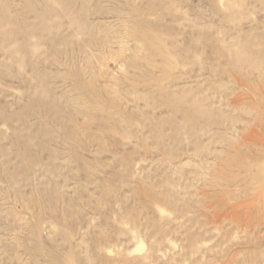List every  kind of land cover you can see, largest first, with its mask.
<instances>
[{
    "label": "rangeland",
    "instance_id": "rangeland-1",
    "mask_svg": "<svg viewBox=\"0 0 264 264\" xmlns=\"http://www.w3.org/2000/svg\"><path fill=\"white\" fill-rule=\"evenodd\" d=\"M230 263L264 264V0H0V264Z\"/></svg>",
    "mask_w": 264,
    "mask_h": 264
},
{
    "label": "bare ground",
    "instance_id": "bare-ground-1",
    "mask_svg": "<svg viewBox=\"0 0 264 264\" xmlns=\"http://www.w3.org/2000/svg\"><path fill=\"white\" fill-rule=\"evenodd\" d=\"M54 8V7H53ZM94 16V15H93ZM88 22V21H87ZM99 29V28H98ZM205 57V56H204ZM192 58V57H191ZM186 59V58H185ZM188 75V74H187ZM184 80V79H183ZM75 81V80H74ZM169 82V81H168ZM102 84V83H101ZM159 84V83H158ZM160 86V85H159ZM168 86V85H167ZM163 90V89H162ZM196 91V90H195ZM161 95V94H160ZM166 96V95H165ZM181 96V95H180ZM160 98V97H159ZM183 98V97H182ZM205 99V98H204ZM160 100V99H159ZM172 100V98H171ZM200 100V99H199ZM162 101V100H161ZM138 102V101H137ZM186 102V101H185ZM176 103V102H175ZM183 104V103H182ZM116 107V106H115ZM169 107V106H168ZM176 107V106H175ZM209 107V106H208ZM179 109V108H178ZM208 112V111H207ZM182 115V114H181ZM180 115V116H181ZM121 116V115H120ZM185 116V115H184ZM176 117V116H175ZM183 117V116H182ZM63 120V119H62ZM185 121V120H184ZM178 122V121H177ZM71 123V122H70ZM190 124V123H189ZM87 125V124H86ZM89 129V128H88ZM161 134V133H160ZM30 151V150H29ZM55 154V153H54ZM56 155V154H55ZM53 156V155H52ZM18 157V156H17ZM50 159V158H49ZM231 261V260H230ZM228 262V261H227ZM231 264V263H230Z\"/></svg>",
    "mask_w": 264,
    "mask_h": 264
}]
</instances>
